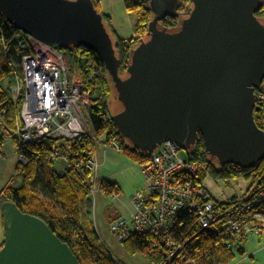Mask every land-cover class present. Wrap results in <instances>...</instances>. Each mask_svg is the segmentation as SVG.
Instances as JSON below:
<instances>
[{
	"label": "water",
	"instance_id": "1",
	"mask_svg": "<svg viewBox=\"0 0 264 264\" xmlns=\"http://www.w3.org/2000/svg\"><path fill=\"white\" fill-rule=\"evenodd\" d=\"M146 37L133 47L124 75L116 40L91 0H0V13L18 31L59 48L74 43L96 52L122 111L112 116L119 136L152 154L171 139L186 154L200 136L220 166L253 167L264 159L257 91L264 83V0H190L179 27V0H146ZM6 240L0 264H81L40 218L5 202Z\"/></svg>",
	"mask_w": 264,
	"mask_h": 264
},
{
	"label": "built area",
	"instance_id": "2",
	"mask_svg": "<svg viewBox=\"0 0 264 264\" xmlns=\"http://www.w3.org/2000/svg\"><path fill=\"white\" fill-rule=\"evenodd\" d=\"M14 41L23 55L21 71H14L15 85L11 88L18 117L10 125L0 108V138L4 136L5 142L15 145L24 167L31 158L18 154L21 148L50 140L69 147L82 138L91 140L92 154L87 159L74 161L65 148H59L52 152L50 160L52 169L60 175L75 170L86 179L95 217L101 194L113 195V200L118 195L102 188L98 146L119 151L120 145L114 135L109 141L91 128L85 116V110L92 108L90 92L85 91L81 75L72 72L67 53L22 32ZM97 78V74L89 73L90 81ZM261 88L257 100L264 110V83ZM182 151L185 152L167 139L150 154V161L137 163L147 182L146 190L132 196L128 218L119 217L110 223L111 234L121 244L132 235H153L154 246L163 247L166 254L162 264H197L186 253V244L180 245L173 236L176 221L186 212L194 214L195 224L202 230H214L231 249L242 248L252 237H264V174L257 176L245 193L223 200L209 189L206 166L183 158ZM33 155L40 157L36 150ZM58 161L62 166L57 168ZM98 231L107 246L99 228Z\"/></svg>",
	"mask_w": 264,
	"mask_h": 264
},
{
	"label": "trees",
	"instance_id": "3",
	"mask_svg": "<svg viewBox=\"0 0 264 264\" xmlns=\"http://www.w3.org/2000/svg\"><path fill=\"white\" fill-rule=\"evenodd\" d=\"M91 2L103 16L116 40L120 73L124 75L129 64L131 49L139 43L140 38L147 35V27L152 19L151 9L146 0H125L127 9L137 17V24L135 36L124 40L116 35L111 18L102 12L100 0H91ZM179 4L178 14L162 19L161 26L168 27L170 30L179 27L183 13L191 6L190 0H179ZM257 16L264 21V4ZM20 33L0 13V108L5 111L6 121L10 125H14L16 117H18V111H16L12 100L11 88L15 85L14 71H21L23 55L14 41ZM58 49L67 53L70 63L78 69L82 77L85 91L90 92L92 108L88 109L87 112L91 128L95 134L99 137H105L109 141L114 135L120 145L119 152L131 161L141 164L150 161V154L133 148L126 139L119 136L114 121L109 117L110 107H108V103L112 96V84L106 66L99 55L79 43ZM89 73L97 74L98 78L95 81H90L88 79ZM263 113L264 110L261 108V112L255 113V120L264 131ZM4 140L5 138L2 136L0 145ZM59 148H65L66 153L74 161L80 157L87 159L92 154V141L82 138L69 147L64 142L50 140L19 149L18 154H26L31 158V161L25 167L20 161L18 162L14 179L0 193V207L5 202H10L23 213L31 214L43 220L60 240L69 245L81 264H119L111 250L105 246L100 238L93 216L94 206L89 196L86 179L75 170H69L66 175L62 176L52 169L53 162L50 160V156ZM35 150L38 151L40 157H34L33 152ZM187 156L194 162L204 164L209 177L215 180L230 181L242 177L251 180L252 183L257 176L264 174V159L253 167L245 169L235 164L220 166L206 153L202 135L194 148L187 153ZM42 160L51 164L48 177L42 172ZM102 188L104 192L118 195L120 193L119 185L108 180L103 179ZM105 215L111 222L119 218V216H115V211L111 207L106 209ZM173 236L180 245L186 244V253L193 260L195 259L197 264H232L237 259L238 253L245 254L243 247L228 248L214 230H202L195 224L193 213L186 212L178 218ZM155 240L151 234L145 236L132 235L122 244L130 254H142L152 264H162L166 254L163 247L154 246ZM175 264L178 263L175 262Z\"/></svg>",
	"mask_w": 264,
	"mask_h": 264
},
{
	"label": "rangeland",
	"instance_id": "4",
	"mask_svg": "<svg viewBox=\"0 0 264 264\" xmlns=\"http://www.w3.org/2000/svg\"><path fill=\"white\" fill-rule=\"evenodd\" d=\"M120 1V6L117 7V11L114 10L116 17L119 18L127 17L126 7L124 6V1ZM117 0H114V3ZM109 0H104L103 3H100V8L106 12L109 9V6L104 7V5L108 4ZM152 3L148 4L149 6ZM130 17L135 18V22H137V17L134 13L130 14ZM134 20V19H133ZM136 26V24H135ZM68 64H70L72 72L75 74H79L78 69L72 66L68 58ZM80 75V74H79ZM82 78V77H81ZM108 107H110V114L109 117L115 116L122 111V106L117 98V95L113 92L111 94ZM86 119H88V112L85 110ZM89 120V119H88ZM104 148L113 149L116 152H119L115 148L105 147L104 145H99L98 150V157L99 162H101L100 172L101 177L105 174H110L112 180L118 182L121 186L120 194L117 195V198L113 200L112 196L106 195L105 193L101 194L99 203H98V220L99 223V230L102 234L103 239L107 245V248L111 250V253L114 254L113 256L118 257L122 260L125 264H152L151 261L146 259L142 254L132 255L124 249L123 244H121L117 238H115L110 231V223L108 219L104 216L106 213V209L111 207L115 211V216L128 218L129 214L132 210V205L130 204V200L132 196L136 195V192H144L147 187V182L145 181V177L143 172L141 171L140 166L137 162L131 161L126 156L118 155L116 153L113 156H105ZM16 149V148H15ZM111 154V153H109ZM17 155V154H14ZM107 155V154H106ZM183 158L189 159L186 152H181ZM13 161V162H12ZM10 163L17 164L19 162V157L14 156L13 160ZM9 163V164H10ZM57 166L60 167L62 164L60 161L55 162ZM41 169L43 174L48 177V173L50 170L51 164L48 163L46 160L41 161ZM8 175V174H7ZM7 175H4L3 179L0 181V189L4 188L6 183ZM207 184L209 189L214 192L215 195L220 197L223 200L230 199L236 197V195H241L246 192L249 185L251 184V180L245 179L242 177L235 178V180L230 181H222V180H215L211 179L210 177L207 180ZM94 216V213H93ZM96 220V218H95ZM264 237H252L245 245L247 249V253L241 255L238 253L237 259L232 264H261L263 262L262 258L264 257L262 247H264ZM260 239H262L260 241ZM6 240V233L4 231V222H3V211L0 207V248L1 243L5 242ZM256 251V252H254ZM254 252V253H253Z\"/></svg>",
	"mask_w": 264,
	"mask_h": 264
},
{
	"label": "crops",
	"instance_id": "5",
	"mask_svg": "<svg viewBox=\"0 0 264 264\" xmlns=\"http://www.w3.org/2000/svg\"><path fill=\"white\" fill-rule=\"evenodd\" d=\"M123 1H124V6L126 7L125 0H123ZM100 2L103 3L104 0H100ZM118 5L120 6V1L119 0H117V2H115V3H114V0H109V3L104 5V7L109 6V9L106 10V12L103 10V13L105 15H108L111 18L112 27L115 30L116 35L119 36L121 39L127 40L130 37L135 36V31H136L135 24H137V22H135V18L130 17V14L132 12H130L127 9V7L125 8L126 11H127V14H128L127 17H124L125 15H123V17H121V18H119L118 16L116 17L114 10L117 11V7L116 6H118ZM101 8H102V6H101ZM104 151H105L104 152L105 156H108V157L109 156H113L114 153H116L118 155H121L120 152H116L113 149L111 150V149L104 148ZM109 153H111V154H109ZM14 154H17V151L15 149V145L14 144L12 145V144H9V143L3 141L2 145H0V181H1V179H3L4 175L8 174L7 178H6L7 180H6L5 186L9 185L12 182V180L14 179V176L16 175V172H17V168H18L17 164L18 163L17 164L10 163L13 160L14 156H17V155H14ZM99 156H100V152H99ZM58 167L59 166H57V168ZM111 177L112 176L110 174H105L101 178L104 179V180H108L111 183H117L119 185V188H120V191H121L120 184L118 182H116L115 180L113 181ZM3 190H4V188L0 189V193ZM98 215L99 214H98V209H97V212H96V215H95L97 228H99L98 220L100 219L98 217ZM104 216L106 217V215H104ZM106 219H107V217H106ZM262 239H264V238H262ZM262 239H260V241ZM3 243H1V246L3 245ZM246 244H249V243H246ZM245 245L243 246V248H244L245 253H247V249L245 248ZM262 249H263V247H262ZM254 252H256V251H254ZM263 255H264V253H263ZM262 260H263V262L261 264H264V257L262 258Z\"/></svg>",
	"mask_w": 264,
	"mask_h": 264
}]
</instances>
